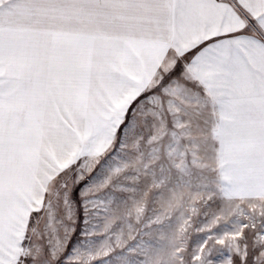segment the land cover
<instances>
[{"label": "snow or ice", "instance_id": "obj_1", "mask_svg": "<svg viewBox=\"0 0 264 264\" xmlns=\"http://www.w3.org/2000/svg\"><path fill=\"white\" fill-rule=\"evenodd\" d=\"M0 264H264V0H0Z\"/></svg>", "mask_w": 264, "mask_h": 264}]
</instances>
